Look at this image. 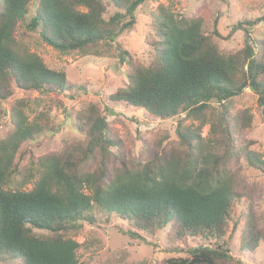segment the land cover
Returning a JSON list of instances; mask_svg holds the SVG:
<instances>
[{
  "label": "trees",
  "instance_id": "1",
  "mask_svg": "<svg viewBox=\"0 0 264 264\" xmlns=\"http://www.w3.org/2000/svg\"><path fill=\"white\" fill-rule=\"evenodd\" d=\"M148 1L0 0V104L13 95V84L24 92L69 88L65 71L19 48L17 32L32 4L27 27L43 44L60 55H98L101 45L134 27L138 9ZM109 7L116 11L106 18ZM262 22L264 15L234 24L232 31L243 32L244 45L227 54L204 32L202 19L179 16L161 5L153 18L158 38L153 63L138 65L127 49L117 47L119 62L131 71L128 84L109 95V102L142 109L152 119L184 114V120L199 121L200 127L210 124L214 145L209 151L203 150L200 132L182 128L179 121L182 154L158 155L141 169L123 168L109 179L110 148L119 147L120 140L109 133L108 116L114 110L99 101L71 112L85 142H64L60 150L32 157L24 166L25 155H33L24 154L25 147L54 131L56 123L51 109L30 120L26 101L13 103L9 127L0 138V264H80L81 244L70 233L85 223L98 224L96 211L126 222L123 235L131 240L146 242V235L169 227V235L182 244L199 237L206 242L167 264H246L220 242L244 220L240 249L254 252L264 243L252 208L231 222L243 195L228 169L231 161L242 159L264 173V156L239 137L241 130L251 129V112L231 114L233 101L247 89L264 109V51L252 37ZM212 103L222 107L220 115L210 111ZM97 156L94 167L90 162ZM38 172L35 186L23 188Z\"/></svg>",
  "mask_w": 264,
  "mask_h": 264
},
{
  "label": "rangeland",
  "instance_id": "2",
  "mask_svg": "<svg viewBox=\"0 0 264 264\" xmlns=\"http://www.w3.org/2000/svg\"><path fill=\"white\" fill-rule=\"evenodd\" d=\"M161 5L179 16L202 19L204 32L212 36L220 50L227 54L242 49L244 45L243 32H233L232 26L244 18L253 20L264 15V0H149L138 9L134 27L124 31L115 42L101 45L98 55H60L43 44L37 32L28 29L35 9L32 4L26 22L17 32L19 48L36 53L48 67L65 71L69 88L63 93L54 90L24 92L13 84V95L0 104V138L10 124V106L17 100L26 101L24 111L30 120L42 111L52 110L55 130L25 147L24 154L31 151L33 155H25L24 166L32 157L60 150L64 142H85V135L74 126L75 116L71 112H80L90 103L99 101L114 110V114L108 116L109 133L120 140L119 147L110 148L112 152L107 160L109 179L114 171L123 168L141 169L158 155L169 158L171 153L182 154L185 147L177 133L179 121L183 123L182 128L200 132L204 152L213 149L210 124L200 127L199 121L184 120V114L168 120L152 119L142 109L127 108L108 100L109 95L128 84L131 71L128 64L119 62L118 46L127 49L138 65L146 66L155 61L157 54L153 44L158 38L153 18ZM115 11L109 7L106 18ZM252 37L264 51V22L254 28ZM257 99V95L247 89L233 101L231 114L238 117L242 111L251 112V129L241 130L239 137L251 143L250 150L264 156V109L258 106ZM210 111L218 116L222 107L212 103ZM99 159L97 156L90 164L97 167ZM228 169L237 177L236 189L243 195L234 207L231 222H236L245 210L252 208L256 229L264 231V173L248 166L242 159L231 161ZM39 177L38 172L23 188L31 190ZM95 214L98 224L85 223L79 231L70 233V237L81 244L77 252L80 264H167L169 259L188 256L187 249L206 243L199 237L189 238L182 244L169 235V227L153 236L146 235V242L131 240L123 235L128 229L126 222L107 213L96 211ZM238 223L235 233L230 232L220 243L230 249L236 260L264 264L263 242L254 252L240 249L244 220Z\"/></svg>",
  "mask_w": 264,
  "mask_h": 264
}]
</instances>
